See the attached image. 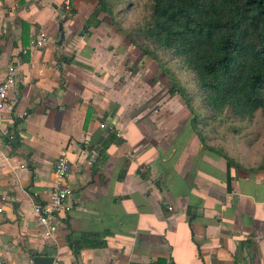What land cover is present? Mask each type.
Masks as SVG:
<instances>
[{
	"label": "crops",
	"instance_id": "obj_1",
	"mask_svg": "<svg viewBox=\"0 0 264 264\" xmlns=\"http://www.w3.org/2000/svg\"><path fill=\"white\" fill-rule=\"evenodd\" d=\"M59 3L0 0V83L11 66L17 79L0 123L3 263L32 264L52 248L61 264H264V170H229L204 149L186 105L160 98L125 35L105 21L81 33L93 9L62 14L57 45ZM40 31L46 45L24 56ZM61 156L71 210L45 238L34 195L47 199Z\"/></svg>",
	"mask_w": 264,
	"mask_h": 264
},
{
	"label": "trees",
	"instance_id": "obj_2",
	"mask_svg": "<svg viewBox=\"0 0 264 264\" xmlns=\"http://www.w3.org/2000/svg\"><path fill=\"white\" fill-rule=\"evenodd\" d=\"M147 1L148 15L136 32L142 44L129 38L128 32L115 21L114 5L109 0H94L96 12L90 20L95 19L96 23L88 20L83 31L88 32L109 19L110 25L159 65L158 52H171L195 76L202 101L214 116L209 117L211 120L200 118L191 93L170 74L173 81L170 92L176 90L184 100L193 116L192 129L204 149L223 157L229 170L262 172L264 150L256 167L248 169L237 155L224 146L213 145L211 139L237 136L235 131L228 133L233 118L256 124L254 119L260 111L264 112V0ZM23 28L22 38L27 39V26ZM223 115L227 117L222 119L228 123L226 129L212 125L211 131L205 133L198 126L201 122L206 128L207 122L212 124ZM241 127L243 131L246 128Z\"/></svg>",
	"mask_w": 264,
	"mask_h": 264
},
{
	"label": "rangeland",
	"instance_id": "obj_3",
	"mask_svg": "<svg viewBox=\"0 0 264 264\" xmlns=\"http://www.w3.org/2000/svg\"><path fill=\"white\" fill-rule=\"evenodd\" d=\"M68 1L69 3L68 5H66L64 2H68ZM109 1H111L112 4L114 5L115 21L125 31L128 32L127 35L129 38H133L135 42L142 44L143 42L140 38L136 36V32L142 26L143 20L148 15V5H149L148 1L147 0H109ZM59 2L63 14L66 13L72 16H74V13L76 11L77 12L80 11L81 13L84 9L86 10L93 9L88 19L85 21V23L88 20H90L91 15L96 12L95 11L96 7L93 6L94 8H92V5H95L94 0H61V1L59 0ZM98 17L100 19V17H102V14H100ZM90 21L96 23L95 19H92ZM108 21L109 19H106L105 22ZM104 25H106V23H104ZM81 33H85V32L81 30ZM92 34L97 39L100 38V36L102 35V33H100L98 29H93ZM125 37L127 39V42L132 45L129 38L127 36ZM132 49L135 51L138 50L136 47H132ZM142 55H143L141 58V60L143 61L142 65L145 66L146 62L147 63L149 62L148 63L149 66L152 65V71L156 73L153 76L152 80H154V83H157L159 86L160 98L165 99L168 97L170 98L175 97L177 98L178 101H181V103L185 104L184 100L179 96V94H177L176 90H174L172 94L170 92L173 86V81L170 76V74H172L179 81V83L182 84L185 87V89L193 96L194 105H195L194 107L198 110V115L200 116V118L210 117L211 119H214V116H211L210 111L205 107L202 101V97L198 91L195 76L184 67V65L182 64V62H180V60H178L171 52H158L160 64H161L159 65V63L152 60L149 56L144 55L143 53ZM226 118H227L226 115H223L220 119H217L212 124L210 122H207L206 128L203 126L201 122H198V126L203 131H205V133L211 131L212 125L219 127L220 128L219 130L226 129L228 127L227 125L228 123L222 120ZM254 120L256 124L253 122L249 124L248 122L236 121L233 118L232 122L230 121L231 130H229L228 133L235 131L237 136H233L234 138L230 136L228 139H234V142L228 140L227 138L223 139L222 137L219 138L220 136H217L216 138H218L219 140L215 141L216 138L211 139L213 145L215 146L218 145V147L224 146L225 149L231 151L235 156L237 155V157L242 162L244 161V159H250V157H253V163L258 162L264 150V112L260 111L258 113V116ZM219 121L221 122V124H218ZM242 125L246 127L244 131L243 128L241 127ZM210 137L211 136H209V138ZM231 145H233L234 148H236V150ZM251 149L253 150V152H251Z\"/></svg>",
	"mask_w": 264,
	"mask_h": 264
},
{
	"label": "built area",
	"instance_id": "obj_4",
	"mask_svg": "<svg viewBox=\"0 0 264 264\" xmlns=\"http://www.w3.org/2000/svg\"><path fill=\"white\" fill-rule=\"evenodd\" d=\"M68 3L69 1L66 2V5H68ZM47 39V34L44 31H40L29 41L28 47L22 50V54L25 56L31 50L43 48L47 43ZM15 70V67H9L3 81L0 83V123L4 120V117L11 108L9 105L8 92L17 81ZM25 117L26 113L17 116L19 120H23ZM1 133L9 143L15 140L14 135L6 129L2 130ZM21 168H24V166H21ZM69 171L70 163L68 159L65 156L59 157L53 166V186L50 191H45L47 199L42 202L38 199L37 195H34L36 201L33 206L34 214L39 227L43 230V236L45 238L52 237L57 230L60 212H69L71 210L69 198L73 191L68 184ZM0 264H4L1 258ZM52 264L61 263L59 260L54 259Z\"/></svg>",
	"mask_w": 264,
	"mask_h": 264
},
{
	"label": "water",
	"instance_id": "obj_5",
	"mask_svg": "<svg viewBox=\"0 0 264 264\" xmlns=\"http://www.w3.org/2000/svg\"><path fill=\"white\" fill-rule=\"evenodd\" d=\"M63 12L61 10L58 11V16L56 18V21L58 23V32H59V40L57 42V45L61 46L64 39H65V33L63 30V24L67 21L66 18L60 19ZM54 250L52 248H48L46 250V253L44 256H35L32 258V264H52L54 257H53Z\"/></svg>",
	"mask_w": 264,
	"mask_h": 264
}]
</instances>
